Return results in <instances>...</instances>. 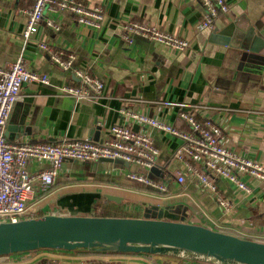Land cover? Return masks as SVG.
<instances>
[{
	"label": "crops",
	"instance_id": "obj_1",
	"mask_svg": "<svg viewBox=\"0 0 264 264\" xmlns=\"http://www.w3.org/2000/svg\"><path fill=\"white\" fill-rule=\"evenodd\" d=\"M83 1L104 9L106 20L101 28L78 23L68 11L50 12L37 34L26 40L22 10L31 2L0 0V67L23 55L30 69L47 73L51 79V85L33 82L22 86L6 130L9 141L55 142L63 137L102 141L113 125L128 124L134 131L152 135L160 148L158 167L171 171L179 166L174 152L181 139L140 124L122 109L185 128L178 105L185 103V110L198 120L211 119L222 125L229 149L264 164V0H226L229 10L217 17L214 27L205 30L197 28L204 15L198 0ZM48 19L60 29L49 26ZM132 19L186 37L188 49L178 51L140 35L127 45L117 23ZM41 41L74 54L76 67L87 69L104 82L102 94L76 98L58 93L59 86L80 81L50 59L40 48ZM65 162L70 165L63 164L52 189L29 202L42 215H86L91 209L87 215H99L97 206L107 205L112 211L127 210L142 217L151 205L180 204L188 208L187 222L264 240V185L260 180L244 176L253 189L245 195L230 181L218 178L219 188L234 201L233 209L226 212L191 178L183 185L169 178L168 192L163 193L128 177L129 172L150 173L137 164ZM47 166L46 162L32 161L29 169ZM16 254L28 264H210L171 255L87 249H38Z\"/></svg>",
	"mask_w": 264,
	"mask_h": 264
},
{
	"label": "built area",
	"instance_id": "obj_2",
	"mask_svg": "<svg viewBox=\"0 0 264 264\" xmlns=\"http://www.w3.org/2000/svg\"><path fill=\"white\" fill-rule=\"evenodd\" d=\"M28 1L31 5L22 10L26 15L23 30L26 40L37 34L41 22L50 12L68 11L75 16L78 23L96 29L101 28L106 20V14L101 6L90 7L83 0ZM198 1L204 7V15L197 23L199 30L211 29L217 17L229 10L226 0ZM47 23L56 31L60 29V25L52 19H48ZM117 26L121 27L122 39L127 45L134 42L135 35H140L178 51H185L189 47V40L186 37L169 33L158 25L132 19L124 23L119 21ZM39 46L61 69L71 71L80 81L76 85L66 83L59 86L58 93L76 98H91L102 94L104 82L91 75L87 69L76 67L74 54L45 41H41ZM33 82L51 85L50 76L30 69L23 55L16 61L0 67V222L43 216L40 209L30 206L29 202L36 199L37 195L52 189L66 160L99 161L106 158L137 164L149 172L158 166L160 148L152 135L134 131L128 124L113 125L110 128V135L102 141H95L90 137H63L55 142L9 141L6 130L14 106L21 98L22 86ZM178 105L179 118L185 121L187 125L185 128L127 108L122 109V113L144 126L179 137L181 144L174 152V159L179 166L171 171L164 170V177L168 175L180 185L191 178L214 196L222 210L229 212L234 207V201L219 188L217 179L230 181L239 191L249 195L253 189L243 177L260 180L264 185V164L229 149L225 143L223 127L218 122L211 119L198 120L185 110L187 106L185 103ZM32 161L37 164L46 162L48 166L30 171L29 164ZM128 177L157 191L168 192V186L163 183V178H150L149 174L137 172H129ZM95 210L101 212L98 206ZM15 255L17 254L0 256V264H28ZM86 264L109 263L89 261Z\"/></svg>",
	"mask_w": 264,
	"mask_h": 264
},
{
	"label": "water",
	"instance_id": "obj_3",
	"mask_svg": "<svg viewBox=\"0 0 264 264\" xmlns=\"http://www.w3.org/2000/svg\"><path fill=\"white\" fill-rule=\"evenodd\" d=\"M156 176L163 178L164 169L153 167L149 177ZM176 206L151 205L142 217L45 214L0 222V256L87 249L171 255L210 264H264V241L183 221Z\"/></svg>",
	"mask_w": 264,
	"mask_h": 264
},
{
	"label": "rangeland",
	"instance_id": "obj_4",
	"mask_svg": "<svg viewBox=\"0 0 264 264\" xmlns=\"http://www.w3.org/2000/svg\"><path fill=\"white\" fill-rule=\"evenodd\" d=\"M63 164H65V165H67V166H69L70 165V163H63ZM116 164H118V165H123L124 164V162H122V161H116ZM162 181H163V183L164 184H168V182H169V176L168 175H166L163 179H162ZM98 207H100L101 208V210H102V206H98ZM114 211H112L113 213H115V214H121L122 213V211L121 210H116V209H113ZM188 210V208L187 207H182L181 208V206H179V205H177L176 206V211L177 212H180L181 214H182V220L183 221H190L189 219H188V217H189V213L187 214V211ZM92 212V209L91 210H89L88 212H87V214H90ZM131 212V211H130ZM100 213V212H99ZM86 214V215H87ZM134 214H136L137 215V213H134ZM138 215H140V213H138Z\"/></svg>",
	"mask_w": 264,
	"mask_h": 264
},
{
	"label": "trees",
	"instance_id": "obj_5",
	"mask_svg": "<svg viewBox=\"0 0 264 264\" xmlns=\"http://www.w3.org/2000/svg\"><path fill=\"white\" fill-rule=\"evenodd\" d=\"M99 215H103V216H123V217H135L136 216V214H134V213H132L130 211H127V210H123L121 214H115V213L112 212V209L109 206H107V205H104V208L102 207V210H101ZM110 252H112V251H110ZM190 261H192V260H190ZM192 262H198V261H192Z\"/></svg>",
	"mask_w": 264,
	"mask_h": 264
}]
</instances>
